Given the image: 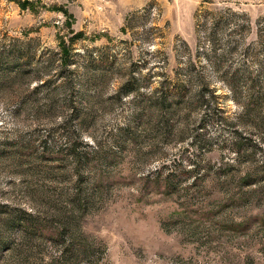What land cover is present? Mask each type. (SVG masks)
Returning <instances> with one entry per match:
<instances>
[{"label": "rangeland", "instance_id": "rangeland-1", "mask_svg": "<svg viewBox=\"0 0 264 264\" xmlns=\"http://www.w3.org/2000/svg\"><path fill=\"white\" fill-rule=\"evenodd\" d=\"M0 264H264V0H0Z\"/></svg>", "mask_w": 264, "mask_h": 264}]
</instances>
